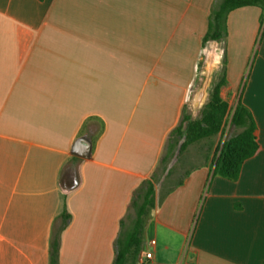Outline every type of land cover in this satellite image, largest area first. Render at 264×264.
Returning a JSON list of instances; mask_svg holds the SVG:
<instances>
[{
  "label": "crops",
  "instance_id": "0c3cea01",
  "mask_svg": "<svg viewBox=\"0 0 264 264\" xmlns=\"http://www.w3.org/2000/svg\"><path fill=\"white\" fill-rule=\"evenodd\" d=\"M217 1L0 0V264H50L64 213L60 264H113L146 181L156 188L147 263L264 264L261 8L229 14L208 93L224 70L221 97L250 110L258 152L237 181L214 174L222 133L169 187L172 168L162 165L185 108L200 102L202 93L191 98ZM79 140L91 145L87 158L74 155Z\"/></svg>",
  "mask_w": 264,
  "mask_h": 264
},
{
  "label": "trees",
  "instance_id": "16d2710c",
  "mask_svg": "<svg viewBox=\"0 0 264 264\" xmlns=\"http://www.w3.org/2000/svg\"><path fill=\"white\" fill-rule=\"evenodd\" d=\"M256 6L263 10L264 0H219L212 9L209 29L204 46L209 42H225L228 37V16L240 8ZM225 57L223 58V61ZM224 70L220 82L212 89L209 102L198 118L193 119L185 108L179 125L170 133L165 146L162 165L167 166L175 157L182 155L190 145L204 139L223 134L225 127L234 134L225 139L215 156L214 174L230 181H237L243 164L256 155L257 124L250 110L241 102L234 108L223 100L221 89L225 85ZM69 175L73 173L70 169ZM156 206V188L152 181H146L136 190L129 212L121 221L115 241L113 264H138L143 252L144 234L149 215ZM71 216L64 213L55 228L51 240L50 264H60L61 234L67 228Z\"/></svg>",
  "mask_w": 264,
  "mask_h": 264
},
{
  "label": "rangeland",
  "instance_id": "374dc122",
  "mask_svg": "<svg viewBox=\"0 0 264 264\" xmlns=\"http://www.w3.org/2000/svg\"><path fill=\"white\" fill-rule=\"evenodd\" d=\"M212 44V45H211ZM259 42L257 44L256 51L258 50ZM203 62L200 70V77L197 83V91L192 95L191 101L193 100L194 96H199L202 93L200 98V102L197 104L190 103L187 107V113L192 116L193 119H196L200 116L203 107L209 102L210 96L208 95L210 87L214 83V78L212 74L215 70H217V74L220 72L221 68L223 67V45L221 42H209L205 48ZM222 52V53H221ZM256 54V53H255ZM254 57L252 58L251 65L253 64ZM251 67V66H250ZM199 98V97H198ZM205 103L201 106L202 102ZM201 106V107H200ZM235 132L228 126L225 127L224 133L221 137V143L233 135ZM210 139H204L196 143L187 154H182L180 156L175 157L169 164L168 168H172L173 176L168 182V187L171 186L172 181H176L182 174H183V165L187 163L190 165L191 168L195 167L202 161L205 160L207 157V149L206 147L209 146ZM185 156V157H184ZM181 168V169H180ZM163 176H161V179ZM159 186L158 182L156 183Z\"/></svg>",
  "mask_w": 264,
  "mask_h": 264
},
{
  "label": "water",
  "instance_id": "95a60500",
  "mask_svg": "<svg viewBox=\"0 0 264 264\" xmlns=\"http://www.w3.org/2000/svg\"><path fill=\"white\" fill-rule=\"evenodd\" d=\"M91 150V145L85 140H79L74 146V155L80 158H87Z\"/></svg>",
  "mask_w": 264,
  "mask_h": 264
},
{
  "label": "built area",
  "instance_id": "2783aa9c",
  "mask_svg": "<svg viewBox=\"0 0 264 264\" xmlns=\"http://www.w3.org/2000/svg\"><path fill=\"white\" fill-rule=\"evenodd\" d=\"M150 245L152 246V247H154L155 245H156V240L155 239H153V240H151L150 241ZM153 259V253L152 252H149V253H147L146 255H144V256H141V258L139 259V261H138V264H149V263H147L149 260H152Z\"/></svg>",
  "mask_w": 264,
  "mask_h": 264
}]
</instances>
